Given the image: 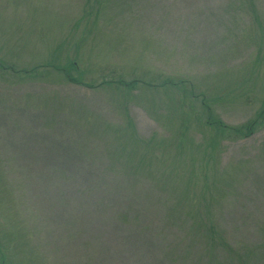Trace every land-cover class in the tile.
Here are the masks:
<instances>
[{
  "label": "rangeland",
  "instance_id": "374dc122",
  "mask_svg": "<svg viewBox=\"0 0 264 264\" xmlns=\"http://www.w3.org/2000/svg\"><path fill=\"white\" fill-rule=\"evenodd\" d=\"M263 107L264 0H0V261L201 264L220 226L264 264Z\"/></svg>",
  "mask_w": 264,
  "mask_h": 264
},
{
  "label": "trees",
  "instance_id": "16d2710c",
  "mask_svg": "<svg viewBox=\"0 0 264 264\" xmlns=\"http://www.w3.org/2000/svg\"><path fill=\"white\" fill-rule=\"evenodd\" d=\"M78 47V46H77ZM77 55L73 58V59H68L66 61V63L59 65L56 63V59L53 60V62H51V67L54 68V70L58 71L62 76H63V80H65L67 83H71V84H78V85H84L86 87H90L93 88V84L85 82L83 78V75L81 73V69L79 68L80 65L78 63V59L76 58ZM5 69L7 67H4ZM32 72V70H31ZM75 72L77 74H75ZM121 81V80H120ZM114 83L113 82H107L105 84L110 85ZM136 81H132V82H123L122 84L130 89H134L133 86L136 85ZM146 86H149V84H147ZM209 119H212L209 125H212L215 128V135L213 136V138L209 141V143L207 145L203 146V150H201V155L202 158L204 157H215L213 156L214 154L218 153L220 146H217V143L219 142V138L220 136H222L221 134L224 132L225 130V125L220 121L219 119L214 117V115L212 113L207 114ZM264 123V107L262 109H260V111H258V113L256 114V116L251 119L250 121H248L246 124L241 125L237 130V136L239 137H245L248 136L249 134H251L254 130H256L257 128L260 127V125H262ZM129 125V123H128ZM220 130V134L219 131ZM94 133L93 134H106V136L112 140L115 144V147L113 148V150L111 151V147L109 146V154L110 156L115 155L116 153V141H120L122 136L120 135L122 132L119 133L118 130L114 129L113 127L110 128V126H106V127H97L95 128V130H93ZM222 132V133H221ZM109 133V135L107 134ZM118 133V134H117ZM94 138L93 136H90L89 139ZM204 138V137H203ZM204 143V140H203ZM122 144L123 141H121L120 144V156L122 155ZM121 164H122V172H126L125 170H127L125 161L120 160ZM119 165V163H117ZM134 178H138L137 173H135V175H131ZM133 178V179H134ZM132 179V180H133ZM204 201L207 202V209L205 212L206 218L209 220L210 226H213L215 223L216 218H221L219 209H217V207H215V201L213 200V198H203ZM222 202V201H221ZM221 202H219V205L221 204ZM219 226V225H218ZM264 226V223H263ZM263 229V227H261ZM225 228H221L220 226L217 228L212 227V229L210 230L209 234L207 235L206 238V242L209 245V243L212 244V246H214V248L212 249V247L210 246V251L206 252L203 256H201V264H216V261L218 259V257L216 256V252H222L225 251L228 254V257L231 258L230 261H232V264H251V260H250V254L248 253V249H241V250H237L235 248H232L230 244H228L229 242L226 240L227 238V230L225 231ZM4 259L5 257H2V260L0 261V264H4ZM182 264V262L180 263Z\"/></svg>",
  "mask_w": 264,
  "mask_h": 264
}]
</instances>
